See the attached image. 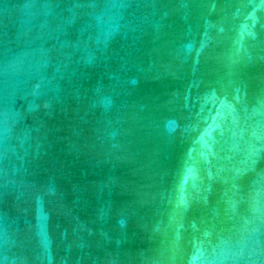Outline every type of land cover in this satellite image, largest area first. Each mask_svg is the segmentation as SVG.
I'll return each mask as SVG.
<instances>
[{
  "label": "water",
  "instance_id": "obj_1",
  "mask_svg": "<svg viewBox=\"0 0 264 264\" xmlns=\"http://www.w3.org/2000/svg\"><path fill=\"white\" fill-rule=\"evenodd\" d=\"M0 264H264V0H0Z\"/></svg>",
  "mask_w": 264,
  "mask_h": 264
}]
</instances>
